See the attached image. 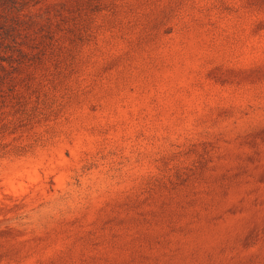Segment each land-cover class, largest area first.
<instances>
[{
    "label": "rangeland",
    "instance_id": "374dc122",
    "mask_svg": "<svg viewBox=\"0 0 264 264\" xmlns=\"http://www.w3.org/2000/svg\"><path fill=\"white\" fill-rule=\"evenodd\" d=\"M47 6L0 104V264H264V0Z\"/></svg>",
    "mask_w": 264,
    "mask_h": 264
},
{
    "label": "trees",
    "instance_id": "16d2710c",
    "mask_svg": "<svg viewBox=\"0 0 264 264\" xmlns=\"http://www.w3.org/2000/svg\"><path fill=\"white\" fill-rule=\"evenodd\" d=\"M48 0H0V104L16 91L29 49L50 27ZM45 7V8H43Z\"/></svg>",
    "mask_w": 264,
    "mask_h": 264
}]
</instances>
